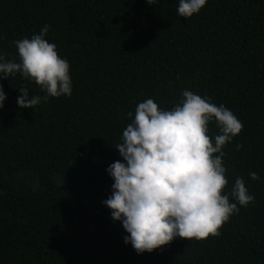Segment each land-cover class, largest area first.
<instances>
[{"label":"trees","instance_id":"16d2710c","mask_svg":"<svg viewBox=\"0 0 264 264\" xmlns=\"http://www.w3.org/2000/svg\"><path fill=\"white\" fill-rule=\"evenodd\" d=\"M178 0H0V50L39 33L67 59L71 96L21 109L19 74L0 78V264H264V0H208L184 18ZM188 89L242 123L223 146L230 192L255 197L204 240L177 237L138 254L102 201L107 167L139 102L170 110ZM208 135L219 134L215 121ZM218 155V154H214ZM255 173L258 179H252ZM230 201L232 197L229 196Z\"/></svg>","mask_w":264,"mask_h":264},{"label":"clouds","instance_id":"9594fccd","mask_svg":"<svg viewBox=\"0 0 264 264\" xmlns=\"http://www.w3.org/2000/svg\"><path fill=\"white\" fill-rule=\"evenodd\" d=\"M208 0H178L177 13L189 18L198 14ZM157 4V0H147ZM40 32L14 41L18 60L7 59L0 50V78L19 74L34 82L44 93L30 95L27 87L17 90L21 109H34L49 97L71 96L72 80L67 59ZM3 37L0 36V39ZM181 100L170 110L159 108L152 98L139 102L114 147L121 160L112 162L107 172L113 180L111 195L102 203L111 210L128 233L124 237L138 253H152L180 237L189 241L219 235L229 217L247 206L251 195L241 177L230 192L222 149L237 136L242 123L223 104L185 89ZM6 95L0 85V108ZM215 121L219 134L209 137V122ZM218 154V155H214ZM252 179H258L251 173ZM229 196L233 199L230 201Z\"/></svg>","mask_w":264,"mask_h":264}]
</instances>
